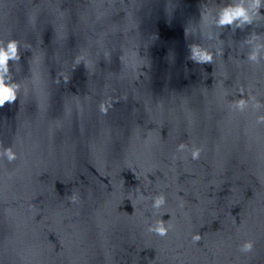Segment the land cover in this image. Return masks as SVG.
<instances>
[{
    "label": "water",
    "instance_id": "1",
    "mask_svg": "<svg viewBox=\"0 0 264 264\" xmlns=\"http://www.w3.org/2000/svg\"><path fill=\"white\" fill-rule=\"evenodd\" d=\"M228 2L0 0V264H264V8Z\"/></svg>",
    "mask_w": 264,
    "mask_h": 264
},
{
    "label": "clouds",
    "instance_id": "2",
    "mask_svg": "<svg viewBox=\"0 0 264 264\" xmlns=\"http://www.w3.org/2000/svg\"><path fill=\"white\" fill-rule=\"evenodd\" d=\"M264 8V0H230V2L224 4V6L218 7V11L215 13L213 17L212 10L205 9L201 13V18L205 22H209L214 19L216 25L218 27H223L225 25L232 26L233 24L236 27H243L245 25L252 24L254 19H262L260 15V9ZM258 39V37L253 34L251 40ZM251 40L248 42L251 43ZM264 47L257 43L253 48L252 52L249 54L248 59L251 61L257 60V53ZM17 42L15 40H9L7 43L0 42V106H3L6 102L11 103L16 100V95L14 89L16 85L13 83H5L8 80V77L4 74L8 72V60L18 59L17 55ZM190 57L192 60L205 63L212 62V55L206 49L202 48L198 44H193L190 47ZM246 105V101L243 99V95L239 99L237 103V107L243 109ZM254 108H259V104H254ZM257 122H264V115L257 116ZM186 146L184 144H180L177 146L178 151L185 150ZM4 155L7 156L8 160H12L15 158V154L11 151V149H4ZM192 158L196 159L199 155V150L192 151ZM152 200V207L154 209H159L165 204V198L161 195L151 196L147 199ZM163 215V214H161ZM166 228L164 225V221L160 220L157 224L150 226L149 231H155L160 235H164L166 232ZM195 239H199V237H195ZM251 243H246L243 246V251L251 250Z\"/></svg>",
    "mask_w": 264,
    "mask_h": 264
}]
</instances>
